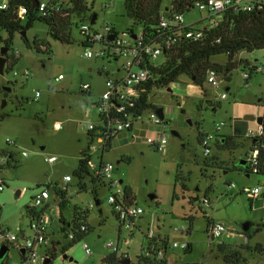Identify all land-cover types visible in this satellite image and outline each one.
Masks as SVG:
<instances>
[{
	"label": "rangeland",
	"instance_id": "374dc122",
	"mask_svg": "<svg viewBox=\"0 0 264 264\" xmlns=\"http://www.w3.org/2000/svg\"><path fill=\"white\" fill-rule=\"evenodd\" d=\"M3 1L0 0V4ZM93 12L98 13L95 29L101 30L103 24L109 22L124 35L126 28L133 25L125 13L124 0H94ZM204 15L192 10L186 13V23H194ZM82 23L90 24L91 21L74 18L72 39L62 42L53 36L47 24L36 21L26 33L32 46L17 33L8 51L10 60L4 75L0 74V160L5 158L4 164L0 165V177L6 182L5 189L0 192V223L3 229L19 237L16 243H6L10 248L7 264L21 263L19 245L24 235L30 237L32 234L27 207L34 208L33 196L42 188L49 189L50 203L61 200L54 188L65 191L70 204L63 214L71 219L77 207L87 213L89 227L81 240L70 245L71 239L65 238L60 228L59 204L46 208V214L53 220L48 230L49 245L40 249V253L49 255L56 247L51 264H107L104 258L113 253L108 243L117 244V255L128 254L135 263L137 256L144 255V248L149 245L147 235L150 230L155 238L167 239V264H227L218 249L219 243L242 250L251 263H264V251L253 249L257 244L264 247V211L239 190L245 185L256 186L261 180L254 174L246 177L239 164L240 156L252 148L251 141L241 137V144L236 149L220 151L217 147L220 136H216L209 157L219 156L223 168H206L202 164L206 156L199 139L200 132L215 135V126L220 122L226 123L221 135H242L248 126L243 114L251 111L252 106H260L259 98L264 96V74H253L245 86L242 70L249 67L240 65L233 69L227 79L230 91L226 99L220 97L226 92L225 83L215 87L205 81L199 86L190 76L181 75L169 86L152 91L149 96L151 107L144 113V133H147L154 125L148 122L149 113L163 108L165 119L162 124L168 134L164 151L148 145L145 135L134 143L130 139L131 143L126 140L123 146L115 145L104 153L103 158L98 143L91 148L92 162L112 163L115 167L113 176L123 180L120 186L124 192L125 187L131 188L133 204L145 211L135 219L131 235V230L120 224L114 205L108 200L111 190L106 183L98 182L96 197L91 178L85 179L87 188L81 189L74 174L81 150L89 145L84 125L88 120H97L92 102L104 90L107 73H114V65L122 63L121 60L109 64L103 59L85 58L80 33ZM1 35L7 36L4 31ZM35 39L40 48L46 46L49 51L37 52L33 46ZM3 46L0 43V55ZM240 56L246 60L258 59L260 63L264 61V49L243 52ZM164 60L165 55H161L157 64ZM211 61L224 65L227 55L213 56ZM26 70L30 72L28 79L23 75ZM60 74L63 78L58 79ZM87 83L92 85L91 95L82 91V85ZM209 101L213 105H209ZM256 109L261 111L260 107ZM87 111H91L90 117L86 115ZM57 122L62 124L61 129L56 128ZM173 129L180 135H173ZM23 152L28 156L25 157ZM52 155L58 157L54 163L46 160ZM180 170L190 176L187 190L176 181ZM66 175L72 177L71 182L66 183ZM231 182L237 188L230 189ZM17 190L23 191L19 198L16 197ZM204 197L211 200L210 207L203 205ZM97 198L101 202L99 206L96 205ZM189 217L194 218L193 222ZM213 220L223 223L227 229L214 240L207 233ZM245 223H251L249 231H244ZM182 226L187 231L175 229ZM84 242L92 250L90 256L83 247ZM173 242H190L192 250L187 252L181 247H173ZM246 246L250 248H242ZM64 254L68 258H64Z\"/></svg>",
	"mask_w": 264,
	"mask_h": 264
},
{
	"label": "built area",
	"instance_id": "2783aa9c",
	"mask_svg": "<svg viewBox=\"0 0 264 264\" xmlns=\"http://www.w3.org/2000/svg\"><path fill=\"white\" fill-rule=\"evenodd\" d=\"M165 13L161 16L159 24L155 27V33L152 38L147 37L144 29L139 27L133 31L125 30L124 35H120L114 25L109 22H105L101 28L95 29L94 25L82 23L80 25V33L82 35L81 44L84 48L83 56L88 59H103L107 63L118 62L122 63L117 66L114 65L115 72L110 74L107 73L105 80L104 90L97 96L92 102V106L97 111V120H88L84 125L87 132L93 133L94 143L92 147L98 143L99 150L102 154L105 153L107 143L117 138L121 133L133 130L135 127H143L146 122L144 120V112L138 114L134 108L133 101L139 96L143 85L149 80L154 79L152 72L153 67H157V60L167 49L172 47L180 37L186 38H201L206 31H210L218 28L224 16L232 11L234 13L240 12H264V0H197L194 3L192 10H198L201 13H205L198 21L194 23H186V12H180L175 10L173 0ZM45 3L41 5V11L45 9ZM8 0L3 1L0 4V8H7ZM104 8L107 5H103ZM27 9L22 6L19 14L24 17ZM44 51L47 50L46 46H42ZM239 53L238 61L246 60L241 57ZM250 64L247 70H242V78L245 86L249 84V80L253 74L263 73L264 74V61L258 63V59L249 60ZM244 67V66H243ZM223 74V75H221ZM24 77L28 79L30 72L25 71ZM63 78L60 74L58 79ZM208 83L215 87H219L222 83L228 87L227 75L224 71H218L212 68L208 71L207 75ZM82 91L86 94L91 95L92 85L90 83L82 85ZM230 90L221 94V99L228 98ZM39 93H37L38 95ZM264 99V96L262 97ZM264 111V100L259 101ZM86 115L90 117L91 111H87ZM261 122H256L254 126L248 128V130L240 137L250 140L252 148L240 156L245 159L248 167V172L251 175H258L261 180L256 186L250 187L245 185L241 187L240 192L244 193L248 198L254 200L264 196V151H260V147L254 146L256 142H260V139L264 138V112L261 116ZM148 122L157 126V129L150 130L149 135L146 137V143L153 146L158 151H164L168 143V134L164 128L163 120L159 117L156 110L150 112L148 116ZM57 129L62 128V124L57 122L55 124ZM226 126L225 122L216 124V134H205L200 142L203 154L210 156L212 153V141L216 139V136H220L221 131ZM134 143V140H132ZM218 141V140H217ZM264 147V145H262ZM23 155L28 156L27 152H23ZM10 159V156L9 158ZM46 160L50 163H54L58 160L55 155L49 156ZM5 158L0 160V165L4 164ZM89 170L94 179L98 182H104L110 188L111 193L108 196V200L114 205L115 212L118 215L120 224L127 229L131 230L133 235V228L135 226V219L140 217L145 211L134 205L127 204L126 194L120 184L121 180H118L113 176L115 169L114 165L110 162L100 161L98 164L89 161ZM246 172V171H245ZM66 183L72 181L70 175L64 177ZM6 182L0 177V192L5 189ZM230 189L237 188V185L233 182L229 184ZM67 190L66 188H64ZM51 194L48 188L40 189L34 196V208L35 214L31 216L30 230L31 236L24 238L22 244L19 245L22 248L23 257L20 264H38L42 258H44L40 249L49 245L48 230L51 224V218L43 209L47 202L50 200ZM202 203L205 207L211 206V200L209 198H203ZM93 206V203H90ZM177 231L185 232V227H176ZM87 227L83 225L81 231L85 232ZM226 226L223 223L212 221L210 225V237L212 240L220 237ZM150 238L154 237V233L150 230L147 235ZM75 234L70 233L69 239H73ZM19 237L8 230H5L0 225V244L2 243H16ZM130 240H127V242ZM189 242L178 243L173 242V247H181L186 249ZM83 247L86 250L88 256L92 254L87 243H83ZM113 252L119 250L118 245L114 243H108ZM167 250V248L165 249ZM165 250H159L156 258L162 259L165 257ZM144 255L150 256L151 252L149 247L144 248ZM48 256V255H47Z\"/></svg>",
	"mask_w": 264,
	"mask_h": 264
},
{
	"label": "trees",
	"instance_id": "16d2710c",
	"mask_svg": "<svg viewBox=\"0 0 264 264\" xmlns=\"http://www.w3.org/2000/svg\"><path fill=\"white\" fill-rule=\"evenodd\" d=\"M34 1L35 0H8V7L0 8V43L3 44L4 47H7L8 51L13 45L15 35L17 33L21 35L23 32L27 33L36 21L47 24L56 39L62 42H70L72 39L71 29L74 24V18H79L81 21H91L94 14V0H92V2L89 0H38V5L33 7ZM196 1L197 0H173L172 3L174 4L175 10L188 13L192 11ZM42 3L46 4L44 11L40 9ZM170 3L171 2L168 0H124L125 13L133 21V25L128 27L127 30L133 31L137 27H141L146 32L147 37L152 38L155 33V27L159 24L161 16L165 13ZM22 6L27 9V13L24 17L19 14ZM97 20L98 16L96 23ZM3 31L6 32V37L1 35ZM22 39L28 46H32L27 36L22 35ZM33 46L39 53H47V51H49L48 47L46 51L40 48L37 39L34 40ZM256 49H264V12L262 11L240 13L230 11L224 16V20L218 28L206 31L201 38L180 37L172 47L167 49L166 53L162 54L165 55L164 62L152 68L154 79L149 80L143 85L138 98L133 101L136 112L142 114V112L147 111L151 107L149 96L155 88L169 86L181 75L186 74L192 78L195 84L203 86V83L207 81L208 71L215 68L218 71H224L227 75V79H229L233 69H237L240 65L246 67L250 64L248 60L238 61L237 57L239 53L242 51L251 52ZM8 54L9 52L6 54L7 63L10 60ZM220 54L227 55V61L224 65L211 61L213 56ZM260 100L264 99L261 97ZM209 102L212 103V101ZM203 136L204 134L200 132V142ZM88 137L89 145L87 148L81 150L79 164L74 174L80 181L79 184L81 189L87 188L85 179L90 177L93 183L92 190L97 197L98 181L93 178L88 167L92 156L91 148L94 143V139L92 138L93 133L88 132ZM240 138L239 136L220 135L217 141L218 150L236 149L241 144ZM113 140L114 139L107 143L105 152H108L112 148ZM262 145H264V138L260 139V142L254 144V146L260 147V151L263 153L264 147ZM242 160L245 159L241 158L239 164L244 171L248 172L247 165H243L240 162ZM222 163L223 161L219 156H206L202 164L206 168H223ZM176 181L182 185L184 190H187V182L190 181V176H185L180 170L177 173ZM54 189L61 196V200L59 201L61 210L60 219L65 222V224L61 226V230L65 238H69L71 232L75 234V237L71 239L70 243V245H73L81 240L89 229L86 222L87 213L75 207L72 219L68 222L64 219L63 211L69 206L70 201L65 191L58 190L57 188ZM125 194V202L127 204H133V193L129 186L125 187ZM174 196H176V193ZM96 200L99 201L100 205V200L98 198ZM35 211V208L30 206L27 207V214L30 217L35 214ZM189 218L190 221L193 222L194 218ZM83 225L87 227L85 232L81 231ZM191 228L192 227H190L189 232ZM148 247L151 255H139L137 256V261L132 264H167L166 256L162 259L156 258L159 250H165L166 248L168 250L167 239L150 238ZM242 248L249 249L250 247L246 246ZM218 249L222 253L223 259L227 264H260L249 262L242 250L231 248L225 243H220ZM253 249L260 252L264 251V247L261 244H257ZM167 250H165V252H167ZM191 250L192 244L189 242L185 251L188 252ZM54 254L55 252L50 250L48 255L50 262H48V264H51ZM21 256L23 257L22 253ZM127 256L128 254L118 256L117 252H113L104 258V262L107 264H121V260ZM7 263V256L4 260H0V264Z\"/></svg>",
	"mask_w": 264,
	"mask_h": 264
},
{
	"label": "crops",
	"instance_id": "0c3cea01",
	"mask_svg": "<svg viewBox=\"0 0 264 264\" xmlns=\"http://www.w3.org/2000/svg\"><path fill=\"white\" fill-rule=\"evenodd\" d=\"M115 27V26H114ZM116 28V30L119 32V30L117 29V27H115ZM127 29V28H126ZM100 74H102V72H100ZM226 89V91H228V90H230V87H226L225 88ZM259 101H260V98H259ZM212 105V104H211ZM260 106H252V110L251 111H247V112H245L244 114H243V118L246 120V121H248V126H247V128H246V130H245V132L248 130V128L249 127H251V126H254L255 125V123L256 122H260L261 121V116H262V107H261V103L259 104ZM257 107H260V109H261V111L260 112H258V110L256 109ZM250 115H253L254 116V118L252 119V118H250ZM236 120H237V118H236ZM165 128V127H164ZM157 129V126L156 125H152V128H151V130H156ZM145 131H144V126L143 127H141V128H139V127H135L133 130H130V131H126V132H123V133H121L117 138H115L114 140H113V142H112V148L113 147H115V145L117 146H123V141H126V140H128V142H130L131 143V141H130V139L131 140H134V142L137 140V139H141V137L142 136H147V135H149V132H147V133H144ZM244 132V133H245ZM243 133V134H244ZM242 134V135H243ZM242 135H240V136H242ZM239 136V137H240ZM119 138H122V139H119ZM111 148V149H112ZM104 155L105 154H102L101 155V157L103 158L104 157ZM241 159V158H240ZM245 172V171H244ZM245 174V176L246 177H250V175L251 174H249V173H247V172H245L244 173ZM122 182H123V180H121ZM19 191V194H18V197L17 198H19L21 195H22V190H17V192ZM254 201L256 202V204L258 205V207H261L262 209H263V211H264V196L263 197H259V198H257V199H254ZM55 203H58L59 204V201L58 200H55V201H53V202H51L50 203V200L47 202V204H46V206L43 208V211H45V209L46 208H50V206H51V204H55ZM51 218V217H50ZM64 219H66L68 222L69 221H71V219L69 218V217H67V215H65L64 214ZM51 220H53V218H51ZM60 223H61V226L63 225V224H65V222L63 221V220H61L60 219ZM0 225H2L1 223H0ZM51 225V224H50ZM61 228V227H60ZM210 228V227H209ZM210 231L208 230V232L207 233H209ZM31 235V234H30ZM24 237L26 238H28L29 236H26V235H24ZM3 244V243H2ZM22 244V243H21ZM220 244V243H219ZM1 245V244H0ZM56 249V247H53V251ZM23 252V250H22V248L20 249V253H22ZM48 254H46L45 256L42 254V256L44 257V258H42L41 260L43 261V264H45L46 263V261H47V264H48V262H50V259H49V256H47ZM21 259H22V256H21Z\"/></svg>",
	"mask_w": 264,
	"mask_h": 264
},
{
	"label": "water",
	"instance_id": "95a60500",
	"mask_svg": "<svg viewBox=\"0 0 264 264\" xmlns=\"http://www.w3.org/2000/svg\"><path fill=\"white\" fill-rule=\"evenodd\" d=\"M38 3H39L38 0H35V1H34V4H33V7H36V6L38 5ZM97 16H98V13L95 12V13L93 14L92 19H91V24H92V25H94V24L96 23ZM22 35H23V36H26V32H23ZM7 53H8V48L3 46L2 49H1V54H2V55H0V74H1V75H4L5 66H6V63H7V57H6L5 55H6ZM164 53H165V51H164ZM5 89H6V90H9L8 87H5ZM208 103H209V105L212 104L211 102H208ZM156 112H157V114L159 115V117H160L162 120L165 119V113H164L163 108H159V109H157ZM250 118L253 119L254 116H253V115H250ZM167 123H168V121H167ZM171 133H172L173 135H176V136H179V135H180L179 132H178L177 130H174V129L171 130ZM240 162H241L243 165L246 164V161H245V160H242V161H240ZM121 182H122V181H121ZM196 190H198V188H196ZM18 194H19V191L17 192L16 197H18ZM152 196H153V195H152ZM96 205L99 206V201H97V200H96ZM249 228H250V223H245V225H244V231H248ZM9 250H10V248H9V246H8L6 243H3V244L0 245V260H4V259H5V257H6V256L8 255V253H9ZM55 250H56V249H55ZM63 257H64V258H68V256H67L66 254H64ZM70 260H72V259H70ZM45 264H47V261H46ZM121 264H132V260H131V258H130L129 256H127V257H125L124 259L121 260Z\"/></svg>",
	"mask_w": 264,
	"mask_h": 264
},
{
	"label": "flooded vegetation",
	"instance_id": "af4514ba",
	"mask_svg": "<svg viewBox=\"0 0 264 264\" xmlns=\"http://www.w3.org/2000/svg\"><path fill=\"white\" fill-rule=\"evenodd\" d=\"M251 226V225H250ZM56 251V250H55Z\"/></svg>",
	"mask_w": 264,
	"mask_h": 264
}]
</instances>
